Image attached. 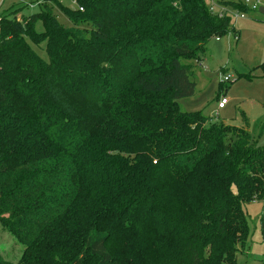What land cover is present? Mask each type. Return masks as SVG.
<instances>
[{
  "label": "trees",
  "instance_id": "obj_1",
  "mask_svg": "<svg viewBox=\"0 0 264 264\" xmlns=\"http://www.w3.org/2000/svg\"><path fill=\"white\" fill-rule=\"evenodd\" d=\"M73 1L0 15V230L22 246L0 264H233L264 146L177 102L231 18L204 0Z\"/></svg>",
  "mask_w": 264,
  "mask_h": 264
},
{
  "label": "rangeland",
  "instance_id": "obj_2",
  "mask_svg": "<svg viewBox=\"0 0 264 264\" xmlns=\"http://www.w3.org/2000/svg\"><path fill=\"white\" fill-rule=\"evenodd\" d=\"M41 0H0V15L10 10H18L16 18L40 11ZM206 5L217 7L221 0H204ZM244 1V0H240ZM258 1V8H264V0ZM61 5L74 8L73 0H57ZM52 5L51 2H45ZM256 10L244 13L243 18L232 19L237 38L229 30L221 37H212L206 44V52L193 64L195 91L192 95L177 100L179 109L184 112H201L213 122H221L231 127L246 129L259 146H264V78L259 69H253L264 61V14ZM52 13L62 26H70L69 19L57 5ZM36 31H42L41 20L34 24ZM33 49L47 59L45 43L32 44ZM258 61V62H257ZM229 77V81H224ZM220 97L226 99L225 107L219 109ZM248 234L236 252L233 264H264V234L262 214L264 200H253L243 206ZM16 242V243H15ZM22 246L14 237L0 230V254L16 261ZM6 254V255H5Z\"/></svg>",
  "mask_w": 264,
  "mask_h": 264
},
{
  "label": "built area",
  "instance_id": "obj_3",
  "mask_svg": "<svg viewBox=\"0 0 264 264\" xmlns=\"http://www.w3.org/2000/svg\"><path fill=\"white\" fill-rule=\"evenodd\" d=\"M242 2L250 10H256L258 8V1L253 2V1H249V0H244ZM208 9L212 14L216 15L219 18L226 15V16H229L231 18V20L232 19L236 20L237 18H243L244 13H245V12L239 11L237 9H231L228 6H225V5H222L219 3H218L216 8L213 5H208ZM234 38L236 39L237 37L234 36ZM224 81H229V77H224ZM225 104H226V99L224 97H220L218 102H217L218 108H222Z\"/></svg>",
  "mask_w": 264,
  "mask_h": 264
},
{
  "label": "crops",
  "instance_id": "obj_4",
  "mask_svg": "<svg viewBox=\"0 0 264 264\" xmlns=\"http://www.w3.org/2000/svg\"><path fill=\"white\" fill-rule=\"evenodd\" d=\"M205 52H206V50H205ZM205 52H204V53H205ZM202 55H203V54H202ZM201 57H202V56H201ZM199 59H200V56H199ZM199 59H198V60H199ZM198 60H196V61H198ZM257 62H258V61H257ZM258 64H260V62L257 63L255 66H257ZM255 66H254V67H255ZM254 67H252V68H254ZM193 72H194V71H193ZM217 107H218V106H217ZM224 107H225V105H224L222 108H224ZM222 108H219V109H222Z\"/></svg>",
  "mask_w": 264,
  "mask_h": 264
},
{
  "label": "water",
  "instance_id": "obj_5",
  "mask_svg": "<svg viewBox=\"0 0 264 264\" xmlns=\"http://www.w3.org/2000/svg\"><path fill=\"white\" fill-rule=\"evenodd\" d=\"M258 10H259V12L264 14V8L263 7H259Z\"/></svg>",
  "mask_w": 264,
  "mask_h": 264
}]
</instances>
